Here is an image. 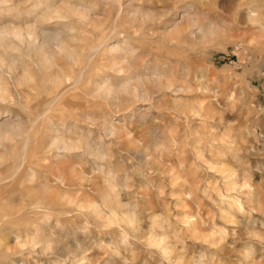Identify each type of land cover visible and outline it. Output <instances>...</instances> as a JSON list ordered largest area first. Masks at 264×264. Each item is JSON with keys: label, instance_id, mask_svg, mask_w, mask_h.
Listing matches in <instances>:
<instances>
[{"label": "rangeland", "instance_id": "1", "mask_svg": "<svg viewBox=\"0 0 264 264\" xmlns=\"http://www.w3.org/2000/svg\"><path fill=\"white\" fill-rule=\"evenodd\" d=\"M0 39V264H264V0H0Z\"/></svg>", "mask_w": 264, "mask_h": 264}, {"label": "bare ground", "instance_id": "2", "mask_svg": "<svg viewBox=\"0 0 264 264\" xmlns=\"http://www.w3.org/2000/svg\"><path fill=\"white\" fill-rule=\"evenodd\" d=\"M137 28V27H136ZM19 37L20 36H22V34L21 33H19V34H17ZM29 36L31 37V39L33 40V42L35 41V38H34V34L33 33H30L29 32ZM23 37V36H22ZM1 38H2V35H1ZM3 40H5L4 38H2ZM20 39H21V37H20ZM1 40V39H0ZM25 43V42H24ZM35 44V43H34ZM14 48V47H13ZM0 60H1V57H0ZM81 60L78 58V57H76V58H74V63H76V65L75 66H80V64H78L77 65V62H80ZM0 62H2V61H0ZM1 64V63H0ZM3 64L5 65V63L3 62ZM82 64V63H81ZM1 66H3V65H1ZM6 66V65H5ZM74 66V67H75ZM79 66L77 67V68H79ZM11 69V68H10ZM80 69V68H79ZM79 72V71H78ZM75 75V74H74ZM81 76V75H80ZM64 79H62V77L59 79V80H57L58 82H56L55 83V88H56V90H54L52 93H56V92H58L59 94H62L63 93V89H61L62 87L65 89L66 88V83H68L69 82V85H71V89L72 88H75V86L78 84V82L80 81V79H77V80H74V81H72L73 80V78H74V76L72 77L70 74H68V75H65L64 77H63ZM2 80V79H1ZM2 82V81H1ZM0 82V100H5L6 99V94L7 93H9V92H7V88L5 87V85L4 84H2ZM29 86V85H28ZM67 88H69V86H67ZM58 89H61V90H58ZM39 89L37 88V86H35V85H30L29 86V93H27V94H22L23 92H21V94H22V97H23V99H22V101L23 102H28V98L29 97H33V98H39V96H40V91H38ZM67 90V89H66ZM65 92V91H64ZM29 94V95H28ZM7 96H9V94H7ZM60 96V95H59ZM58 96V97H59ZM1 105V104H0ZM66 148H67V146H66ZM70 150V149H69ZM256 199V198H255ZM251 200V199H250ZM253 200H254V198H253ZM254 202H255V200H254ZM253 201H252V203H254ZM251 203V205H253ZM257 204V203H256ZM255 204V205H256ZM36 209V208H35ZM254 210H255V208H254ZM256 211H258V210H256ZM262 212H264L263 210H262Z\"/></svg>", "mask_w": 264, "mask_h": 264}]
</instances>
